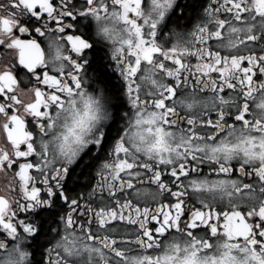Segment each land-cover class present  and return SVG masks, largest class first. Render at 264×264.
I'll list each match as a JSON object with an SVG mask.
<instances>
[{
    "label": "snow or ice",
    "instance_id": "obj_1",
    "mask_svg": "<svg viewBox=\"0 0 264 264\" xmlns=\"http://www.w3.org/2000/svg\"><path fill=\"white\" fill-rule=\"evenodd\" d=\"M0 264H264V0H0Z\"/></svg>",
    "mask_w": 264,
    "mask_h": 264
},
{
    "label": "flooded vegetation",
    "instance_id": "obj_2",
    "mask_svg": "<svg viewBox=\"0 0 264 264\" xmlns=\"http://www.w3.org/2000/svg\"><path fill=\"white\" fill-rule=\"evenodd\" d=\"M189 0H180L181 4H188ZM4 183V177L0 175V186H2Z\"/></svg>",
    "mask_w": 264,
    "mask_h": 264
},
{
    "label": "trees",
    "instance_id": "obj_3",
    "mask_svg": "<svg viewBox=\"0 0 264 264\" xmlns=\"http://www.w3.org/2000/svg\"><path fill=\"white\" fill-rule=\"evenodd\" d=\"M192 2V0H189L188 4H190Z\"/></svg>",
    "mask_w": 264,
    "mask_h": 264
}]
</instances>
